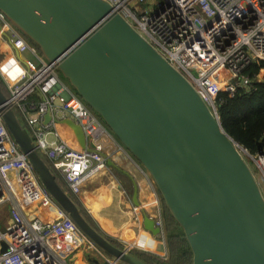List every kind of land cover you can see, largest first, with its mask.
Returning <instances> with one entry per match:
<instances>
[{"label":"water","instance_id":"water-1","mask_svg":"<svg viewBox=\"0 0 264 264\" xmlns=\"http://www.w3.org/2000/svg\"><path fill=\"white\" fill-rule=\"evenodd\" d=\"M0 12L55 63L61 78L150 173L161 205L183 229L193 264H264V195L246 150L225 131L192 83L112 4L0 0ZM7 101L0 75L4 122L56 204L119 264H147L91 225ZM50 120L47 113L45 123ZM66 123L87 149L83 128L72 119ZM137 193L135 187V205ZM144 222L154 236H163L155 219L146 216ZM6 250L2 245L0 252Z\"/></svg>","mask_w":264,"mask_h":264},{"label":"built area","instance_id":"built-area-1","mask_svg":"<svg viewBox=\"0 0 264 264\" xmlns=\"http://www.w3.org/2000/svg\"><path fill=\"white\" fill-rule=\"evenodd\" d=\"M146 38L169 63L195 87L210 109L218 114L219 93L234 95L239 88L256 90L255 82L264 79V68L251 76L253 64L264 63V0H106ZM145 3V8L134 3ZM3 35L17 50H29L35 59L21 57L9 72L1 71L8 91L7 107L13 108L32 135L37 150L51 168L77 195L92 175L108 168L102 142L107 135L103 120L74 92L62 85L55 63H51L17 32L0 12ZM17 50V51H18ZM18 51V53L20 52ZM40 92V102L31 97ZM59 101L60 105L56 104ZM73 117L95 147L71 148L57 130L58 112ZM51 120L45 123V115ZM245 149V148H244ZM264 180V145L254 154L245 149ZM247 158V159H248ZM15 183L29 205L56 206L51 220L29 217L15 191ZM11 201L10 225L0 230V264H73L55 249L53 240H61L80 231L38 180L22 153L0 110V205ZM156 226L165 234L163 220ZM163 234V235H164ZM95 250L94 264H119L83 235ZM122 249L134 253L149 250L140 241L127 242Z\"/></svg>","mask_w":264,"mask_h":264},{"label":"crops","instance_id":"crops-1","mask_svg":"<svg viewBox=\"0 0 264 264\" xmlns=\"http://www.w3.org/2000/svg\"><path fill=\"white\" fill-rule=\"evenodd\" d=\"M8 38L7 35H3V31H0V72L6 71L5 68L9 67L7 72L13 75L10 71L17 64L19 54L21 57L25 56L23 51L17 49L20 51L18 53ZM4 56L7 58L4 59ZM62 85L73 92L65 83L62 82ZM42 99L43 95L40 92L31 97V100L37 102ZM68 119L73 120L74 118L67 113L58 112L57 130L71 148L82 149L74 131L66 123ZM86 145L95 147L91 139L86 140ZM102 150L107 157L108 168L88 178L83 183L81 192L75 197L108 238L114 239L119 245L140 241L150 249V253L160 257L165 256L163 254L168 249L167 242H163V239L160 240V237L154 236L145 229L146 216L152 217L155 221L160 218L165 220L163 204L161 205L159 193H156L154 180L108 129L102 142ZM135 187L138 190L139 205L133 203ZM15 188L23 203L28 204V201L22 197L17 183H15ZM56 210L54 205H31L25 209V212L29 217L39 216L45 220H51L57 215ZM9 225L10 222L7 221L5 229ZM52 243L67 261L73 264H94L95 250L89 248L88 242L79 232H73L61 240H53Z\"/></svg>","mask_w":264,"mask_h":264},{"label":"trees","instance_id":"trees-1","mask_svg":"<svg viewBox=\"0 0 264 264\" xmlns=\"http://www.w3.org/2000/svg\"><path fill=\"white\" fill-rule=\"evenodd\" d=\"M262 68H264V63L253 64L247 70V73L254 76L258 74ZM255 85L256 90L253 92H246L244 89L239 88L234 95H230L222 91L219 93V100L217 103L218 116L222 127L237 143L252 154L256 153L259 147L264 145V79L262 82H255ZM3 90L5 94L8 95L4 83ZM23 125L25 126L24 123ZM45 161L51 167L50 162L47 159H45ZM53 172L56 174L57 180L62 187L69 191L59 174L54 170ZM69 193L72 195L75 202L81 206L75 195L70 191ZM81 208L84 216L91 225L98 231H101L91 215H89L82 206ZM163 211L166 222V233L168 234L167 244L170 252L168 261L150 252L135 251L134 255L147 264H193V253L184 235L183 229L171 215L164 203ZM177 228H179L180 232H175ZM110 240L116 246L121 247L114 239Z\"/></svg>","mask_w":264,"mask_h":264},{"label":"rangeland","instance_id":"rangeland-1","mask_svg":"<svg viewBox=\"0 0 264 264\" xmlns=\"http://www.w3.org/2000/svg\"><path fill=\"white\" fill-rule=\"evenodd\" d=\"M134 6H139L140 8H145L146 7V4L145 3H134V5H133V7ZM13 28V27H12ZM23 55L26 57V58H29V59H34L35 61H36V59H35V56L34 55H32L31 54V52L29 51V50H24L23 51ZM4 59H6L7 57L6 56H4L3 57ZM8 68L9 67H6L5 68V70L6 71H8ZM4 73H5V71H4ZM6 74V73H5ZM61 77V76H60ZM62 82L63 83H65L74 93H76V91L72 88V87H70V85H69V83H68V81L66 80V79H62ZM56 104H58V105H60V103H59V101L57 100L56 101ZM97 115V114H96ZM98 116V115H97ZM99 117V116H98ZM101 118V117H100ZM105 124V123H104ZM106 125V124H105ZM106 127H107V125H106ZM107 129L108 130H110L108 127H107ZM111 131V130H110ZM112 132V131H111ZM113 133V132H112ZM113 135H114V133H113ZM115 136V135H114ZM116 137V136H115ZM116 139H118L117 137H116ZM119 141V140H118ZM120 142V141H119ZM246 158V160H247V162H248V164H249V166H250V168H251V170L253 171V173H254V175H255V177H256V179H257V181H258V183H259V186H260V189H261V191H262V193H263V195H264V180H263V177H262V174H261V172H260V170L257 168V166L255 165V163L252 161V159H250V158H248L247 156L245 157ZM248 158V159H247ZM140 166H141V164H140ZM144 167V166H143ZM145 168V167H144ZM143 168V169H144ZM145 170V169H144ZM146 171V170H145ZM147 173H149L148 171H147ZM149 175H150V173H149ZM151 176V175H150ZM151 178H152V176H151ZM152 180H153V178H152ZM155 183V182H154ZM155 190H156V193H159V191H158V187L156 186V184H155ZM158 195H160V194H158ZM17 196H18V194H17ZM19 197V196H18ZM23 197V196H22ZM20 199V198H19ZM21 200V202L23 203V201H22V199H20ZM28 206H31V205H29V204H24L23 203V207L25 208V209H27V207ZM11 208H12V203H11V201H6L5 203H3V204H1L0 205V229L1 230H4L5 229V226H6V222L8 221V222H11V220H10V214H11ZM89 214V213H88ZM90 215V214H89ZM10 221H9V220ZM163 221H164V218H163ZM164 224H165V228H166V222L164 221L163 222ZM177 231H179L180 232V230H179V228H177L176 229V231L175 232H177ZM167 233L165 232V237L163 238V236L162 237H160L161 239L160 240H162L163 239V242L165 241V242H167ZM168 245V244H167ZM168 248V247H167ZM152 251H154V250H152ZM142 252H146V251H144V250H142ZM147 252H150V249L149 250H147ZM163 255H165V256H161V258L162 259H164V260H166V261H168V259H169V256H170V252H169V248L167 249V251H166V253L165 254H163Z\"/></svg>","mask_w":264,"mask_h":264},{"label":"bare ground","instance_id":"bare-ground-1","mask_svg":"<svg viewBox=\"0 0 264 264\" xmlns=\"http://www.w3.org/2000/svg\"><path fill=\"white\" fill-rule=\"evenodd\" d=\"M16 189V188H15ZM142 243V242H141ZM143 244V243H142ZM144 245V244H143ZM145 246V245H144Z\"/></svg>","mask_w":264,"mask_h":264}]
</instances>
